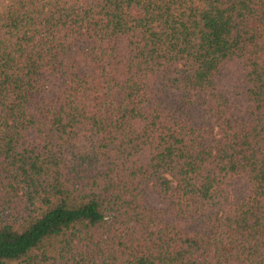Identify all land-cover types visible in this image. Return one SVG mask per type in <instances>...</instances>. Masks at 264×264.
Returning <instances> with one entry per match:
<instances>
[{
	"label": "trees",
	"instance_id": "1",
	"mask_svg": "<svg viewBox=\"0 0 264 264\" xmlns=\"http://www.w3.org/2000/svg\"><path fill=\"white\" fill-rule=\"evenodd\" d=\"M0 2V264H264V0Z\"/></svg>",
	"mask_w": 264,
	"mask_h": 264
},
{
	"label": "rangeland",
	"instance_id": "2",
	"mask_svg": "<svg viewBox=\"0 0 264 264\" xmlns=\"http://www.w3.org/2000/svg\"><path fill=\"white\" fill-rule=\"evenodd\" d=\"M148 201L150 206L156 209L165 208L168 203L167 199L160 193L158 188L154 185H151L148 188Z\"/></svg>",
	"mask_w": 264,
	"mask_h": 264
}]
</instances>
